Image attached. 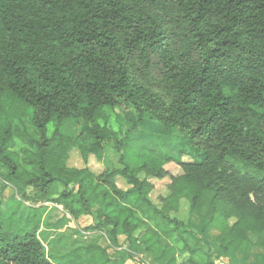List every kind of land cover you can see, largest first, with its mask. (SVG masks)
<instances>
[{
	"label": "trees",
	"instance_id": "16d2710c",
	"mask_svg": "<svg viewBox=\"0 0 264 264\" xmlns=\"http://www.w3.org/2000/svg\"><path fill=\"white\" fill-rule=\"evenodd\" d=\"M124 107L136 125L178 130L191 151L127 163L115 129ZM111 139L122 169L96 174L90 158ZM75 151L85 167L69 165ZM173 162L180 175L166 170ZM0 166L10 170L0 219L3 192L21 196L0 220V264H125L95 242L47 255V204L114 253L140 243L157 264H227L226 253L264 249V0H0ZM167 178L157 204L152 180ZM194 219L201 235L218 230L212 247Z\"/></svg>",
	"mask_w": 264,
	"mask_h": 264
},
{
	"label": "rangeland",
	"instance_id": "374dc122",
	"mask_svg": "<svg viewBox=\"0 0 264 264\" xmlns=\"http://www.w3.org/2000/svg\"><path fill=\"white\" fill-rule=\"evenodd\" d=\"M116 114L115 129L121 130L122 134L128 137L126 139V144L129 145L132 151L130 152V158L128 157L126 162L133 166L141 164L143 157L151 152H153V155L155 154L157 158L161 159L162 162H165V159L168 158L167 156L178 158L180 150H190V146L186 140H184V136L174 128L161 126L151 120L136 125L135 114L126 107L118 110ZM83 129L87 130V127L83 126ZM62 132L67 136L76 137L79 133V126L73 122H67ZM116 142L115 139H111L101 153L97 156H91L89 167L93 172L100 174L107 168L110 170L122 169L120 163L122 153L120 154L117 152L115 148ZM24 157L23 154H20L18 158L20 163L26 167L27 165L22 162ZM189 159L188 156L184 157L185 161ZM69 165L75 168L85 167L82 157L77 151L71 153ZM166 170L173 176L182 173L181 167L176 165L175 162L166 166ZM8 173H10V170L8 171L0 166V190L5 182L4 178ZM152 182L155 185L152 199L158 204L160 197L167 194V186L170 183V179L167 178L163 181L152 180ZM119 184L122 188H127L124 182L120 181ZM1 199L3 202L4 217L0 220L7 222V219H10L12 213L18 208L21 196L17 194L13 188H8L1 195ZM45 207L46 215L43 218L39 239L47 255H63L75 247L86 245L89 242H95L106 248L114 259L123 260L125 264H139L134 259L135 256L145 260L146 264H157L146 256L144 247L140 243H134L133 245L125 243L118 253H114L115 251L109 247L108 241L103 236H87L81 234L69 215L64 211L63 207L52 204H47ZM182 215L183 218L186 217L185 212H183ZM89 223H91V219L86 217L81 221L80 227L85 228ZM191 226L193 232L201 236L204 240H207L212 247L211 243L218 235V230L210 231L209 234L207 233L208 235L206 233L201 235L204 223L197 219L192 220ZM252 239L253 241L256 240L255 237ZM121 241H123V239H121ZM130 255L133 257H130ZM185 261L186 257L178 256L179 264H184Z\"/></svg>",
	"mask_w": 264,
	"mask_h": 264
},
{
	"label": "crops",
	"instance_id": "0c3cea01",
	"mask_svg": "<svg viewBox=\"0 0 264 264\" xmlns=\"http://www.w3.org/2000/svg\"><path fill=\"white\" fill-rule=\"evenodd\" d=\"M261 255H264V249L255 247L249 254L233 252L226 253L222 256V261L227 264H256V257Z\"/></svg>",
	"mask_w": 264,
	"mask_h": 264
}]
</instances>
